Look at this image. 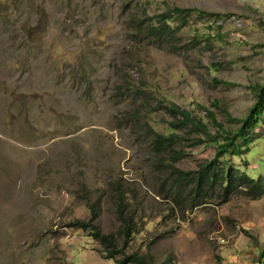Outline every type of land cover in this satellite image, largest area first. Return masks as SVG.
<instances>
[{"label":"rangeland","instance_id":"obj_1","mask_svg":"<svg viewBox=\"0 0 264 264\" xmlns=\"http://www.w3.org/2000/svg\"><path fill=\"white\" fill-rule=\"evenodd\" d=\"M173 6L223 15L192 12L172 44L136 34L146 15ZM0 7H7L0 12V264H115L73 222L88 220L86 203L95 201L94 223L114 233L118 193L136 221L127 254L152 264H264V196L195 205L187 191L176 193L159 162L171 157L155 152L151 134L166 131L171 118L161 108L146 112L171 101L206 119L205 107L234 128L224 111L243 118L252 87L264 82V0H0ZM28 24L44 33L24 39L19 29ZM256 130L250 151L229 159H245L258 174L264 124ZM177 133L185 152L177 168L214 156L212 143Z\"/></svg>","mask_w":264,"mask_h":264},{"label":"trees","instance_id":"obj_2","mask_svg":"<svg viewBox=\"0 0 264 264\" xmlns=\"http://www.w3.org/2000/svg\"><path fill=\"white\" fill-rule=\"evenodd\" d=\"M11 2L22 3L23 0H11ZM5 10L7 7H0V12ZM41 10L44 11V9ZM192 12H196L200 16L221 17L223 15L191 7L173 6L158 14L146 15V20L136 24L134 30L137 35L144 36L148 40H156L160 44L161 42L172 44L176 32L187 24ZM38 17L39 20L42 19L41 15ZM19 31L27 40H30L35 33H44L43 29L36 28V25L31 24L21 27ZM126 85L127 89L132 88L129 87L130 84ZM252 90L255 101L243 118L231 117L227 111H224L229 121L235 123L234 128L225 127L224 123L217 120L214 111L205 107L203 109L206 111V119L186 107L171 103V101L165 104L159 101L157 107L146 108V112L149 114L154 113L155 108L164 109L171 118L166 131L160 132L151 129L153 148L160 156L167 153L171 157L168 163L165 160L159 161L161 165L167 164L166 166L170 169V187L176 193L187 191V194H191L198 200L195 205L209 202L208 200L213 198L224 203L236 193L251 199L264 196V173L255 174V169H248L245 159L241 165H235L229 159L234 156L241 157L243 153L250 151L249 145L260 137L256 127L259 123L264 124V82L255 84ZM135 91L137 94H141L144 89L137 88ZM144 119L148 121L146 116ZM179 130H185L189 138L192 136L194 144L212 143L214 156L199 162L195 169L183 170L174 166V163L185 155L184 149L177 148L180 139H182V136L177 133ZM244 147L245 149H243ZM125 196L126 193H118L115 198L121 224L114 233H103L94 223L97 216V202L95 201L86 203L91 213L89 219H76L73 225L87 230L88 235L103 246L105 258L113 259L115 264H152L143 255H138L136 252L130 254L125 252L132 241L136 228L134 216L126 213L128 211L126 204L128 203L125 201Z\"/></svg>","mask_w":264,"mask_h":264},{"label":"crops","instance_id":"obj_3","mask_svg":"<svg viewBox=\"0 0 264 264\" xmlns=\"http://www.w3.org/2000/svg\"><path fill=\"white\" fill-rule=\"evenodd\" d=\"M259 242H260L261 244H263V246H264V241L260 240ZM256 263H257V262H256Z\"/></svg>","mask_w":264,"mask_h":264}]
</instances>
